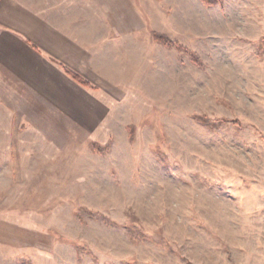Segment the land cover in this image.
I'll use <instances>...</instances> for the list:
<instances>
[{"label": "rangeland", "instance_id": "374dc122", "mask_svg": "<svg viewBox=\"0 0 264 264\" xmlns=\"http://www.w3.org/2000/svg\"><path fill=\"white\" fill-rule=\"evenodd\" d=\"M61 14L33 42L96 89L30 63L0 113V264H264V0Z\"/></svg>", "mask_w": 264, "mask_h": 264}, {"label": "crops", "instance_id": "0c3cea01", "mask_svg": "<svg viewBox=\"0 0 264 264\" xmlns=\"http://www.w3.org/2000/svg\"><path fill=\"white\" fill-rule=\"evenodd\" d=\"M77 1L0 0V113L9 114L4 118L12 119L13 112L20 111L18 117L24 118V71L35 70L30 63L52 62L51 56L33 42L41 38L35 34L46 30V19L66 14Z\"/></svg>", "mask_w": 264, "mask_h": 264}, {"label": "trees", "instance_id": "16d2710c", "mask_svg": "<svg viewBox=\"0 0 264 264\" xmlns=\"http://www.w3.org/2000/svg\"><path fill=\"white\" fill-rule=\"evenodd\" d=\"M206 2L207 5H214L216 2H221V0H204ZM150 36L152 38V40L160 45H162L165 48L171 49V48H176L177 50H182L183 52H185L191 63H193L194 65L200 67L202 65L199 57L196 55V53L189 51L187 49H185L184 47L177 45L174 41H172L169 37H167L166 35L163 34H159L155 31H151L150 32ZM50 61H52L54 64H56L60 70L69 78L71 79L74 83H76L77 85L85 88V89H91L94 90L96 89V87L94 85H92L87 79H85L83 76H81L80 74H78L77 72H75L74 70H72L71 68H69L68 66L64 65L63 63H61L60 61L52 58V57H48ZM196 119L202 123L204 126L212 128L214 125L218 124V121H214V120H209L207 117L205 116H196ZM93 149L102 152L103 148L93 144ZM131 226V225H129Z\"/></svg>", "mask_w": 264, "mask_h": 264}]
</instances>
